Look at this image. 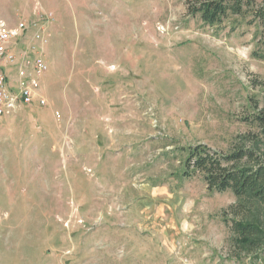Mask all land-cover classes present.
Returning a JSON list of instances; mask_svg holds the SVG:
<instances>
[{
	"label": "rangeland",
	"instance_id": "obj_1",
	"mask_svg": "<svg viewBox=\"0 0 264 264\" xmlns=\"http://www.w3.org/2000/svg\"><path fill=\"white\" fill-rule=\"evenodd\" d=\"M187 1L0 0L25 41L43 32L48 66L45 105L0 116V264H264V242L234 245V195L181 176L197 144L264 158L247 140L264 113V60L251 55L264 25L208 26ZM253 213L264 231V208Z\"/></svg>",
	"mask_w": 264,
	"mask_h": 264
},
{
	"label": "trees",
	"instance_id": "obj_2",
	"mask_svg": "<svg viewBox=\"0 0 264 264\" xmlns=\"http://www.w3.org/2000/svg\"><path fill=\"white\" fill-rule=\"evenodd\" d=\"M186 10L188 16H198L208 26L220 24L231 16L251 17L253 22L264 25V0H189ZM251 55L264 60V48L256 46ZM263 114L259 112L251 118L259 130V134L247 139L252 146L264 145ZM182 152L183 178L201 175L209 193L230 191L236 198L237 202L224 215L231 217L230 229L239 252L258 251L264 242V231L254 220L253 209L264 208L263 156L250 146L234 147L224 153L197 144L183 148Z\"/></svg>",
	"mask_w": 264,
	"mask_h": 264
},
{
	"label": "built area",
	"instance_id": "obj_3",
	"mask_svg": "<svg viewBox=\"0 0 264 264\" xmlns=\"http://www.w3.org/2000/svg\"><path fill=\"white\" fill-rule=\"evenodd\" d=\"M41 16L49 19L50 14ZM26 30L24 20L12 27L0 19V116L22 105H45V100L39 95V88L40 79L48 69L43 57L47 38L39 31L32 41H25ZM19 42H23L24 47L17 50ZM10 68L15 71L16 88L9 83Z\"/></svg>",
	"mask_w": 264,
	"mask_h": 264
}]
</instances>
